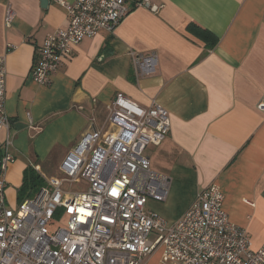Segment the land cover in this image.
<instances>
[{
  "label": "crops",
  "instance_id": "obj_1",
  "mask_svg": "<svg viewBox=\"0 0 264 264\" xmlns=\"http://www.w3.org/2000/svg\"><path fill=\"white\" fill-rule=\"evenodd\" d=\"M134 1L126 0L132 9L113 33L99 30L83 38L43 85L32 79L31 68L45 36L66 25L63 7L59 0L45 6L42 0H0L4 110L14 158L5 173L7 205L19 203L28 169L31 179H59L67 153L85 132L105 127L108 106L121 93L144 109L154 99L169 114L166 138L144 151L153 170L166 178L167 195L163 201L149 199L147 208L175 223L197 194L215 183L230 221L259 247L264 242V110L257 107L264 101V0H150L160 6L158 12L133 7ZM8 7L14 18L6 27ZM192 24L211 32L217 44L209 46ZM151 51L157 54L155 71L136 76L130 53ZM5 134L1 129V140ZM144 264L170 262L157 248Z\"/></svg>",
  "mask_w": 264,
  "mask_h": 264
},
{
  "label": "built area",
  "instance_id": "obj_2",
  "mask_svg": "<svg viewBox=\"0 0 264 264\" xmlns=\"http://www.w3.org/2000/svg\"><path fill=\"white\" fill-rule=\"evenodd\" d=\"M126 0H59L67 17L64 27L49 32L38 48L30 75L39 84L73 53L83 38L99 30L113 33L131 11ZM158 12L150 0H135ZM14 11L4 15L11 25ZM7 44V49H13ZM136 76L152 74L157 54L130 53ZM6 67L0 56V264H144L157 248L170 264H264V242L253 248L244 228L230 221L224 195L215 183L197 194L172 224L147 208L163 201L166 178L156 173L144 153L169 132L168 111L156 100L144 109L118 93L108 106L106 125L85 132L60 164L62 177L44 178L32 196L10 208L5 200V173L14 158L9 119L4 110ZM257 107L264 110V101ZM86 182L70 193L62 183ZM247 203H251L245 200Z\"/></svg>",
  "mask_w": 264,
  "mask_h": 264
},
{
  "label": "trees",
  "instance_id": "obj_3",
  "mask_svg": "<svg viewBox=\"0 0 264 264\" xmlns=\"http://www.w3.org/2000/svg\"><path fill=\"white\" fill-rule=\"evenodd\" d=\"M191 27H193V29L197 30L196 33L199 34L203 39H205V42L207 44H209V46H215L217 44V42H218L217 37L214 36L208 30L201 28L200 26H197L195 24H192ZM32 174H33L32 169H28L24 173L23 183L18 190V195H19V199H20L19 203L23 199H25L27 197H31L32 195H34L42 185V181L30 178V175H32ZM36 178H39V176H36Z\"/></svg>",
  "mask_w": 264,
  "mask_h": 264
},
{
  "label": "rangeland",
  "instance_id": "obj_4",
  "mask_svg": "<svg viewBox=\"0 0 264 264\" xmlns=\"http://www.w3.org/2000/svg\"><path fill=\"white\" fill-rule=\"evenodd\" d=\"M58 176L62 177V174L60 175V173L58 174ZM60 177V178H61ZM41 187H47L46 183L44 181H42V185ZM62 188L70 193H74L76 191H80V190H84L86 189V182L82 181V182H78V183H73V182H69V181H64L62 183ZM33 196V195H32ZM31 196V197H32ZM157 252V251H156ZM156 252L153 254V259L157 260V255ZM148 258V257H147Z\"/></svg>",
  "mask_w": 264,
  "mask_h": 264
},
{
  "label": "water",
  "instance_id": "obj_5",
  "mask_svg": "<svg viewBox=\"0 0 264 264\" xmlns=\"http://www.w3.org/2000/svg\"><path fill=\"white\" fill-rule=\"evenodd\" d=\"M48 1H49V0H42V5H43V6L47 5Z\"/></svg>",
  "mask_w": 264,
  "mask_h": 264
}]
</instances>
